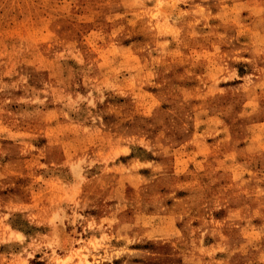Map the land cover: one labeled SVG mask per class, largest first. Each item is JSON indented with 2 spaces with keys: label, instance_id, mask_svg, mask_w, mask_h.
<instances>
[{
  "label": "rangeland",
  "instance_id": "rangeland-1",
  "mask_svg": "<svg viewBox=\"0 0 264 264\" xmlns=\"http://www.w3.org/2000/svg\"><path fill=\"white\" fill-rule=\"evenodd\" d=\"M0 264H264V0H0Z\"/></svg>",
  "mask_w": 264,
  "mask_h": 264
}]
</instances>
